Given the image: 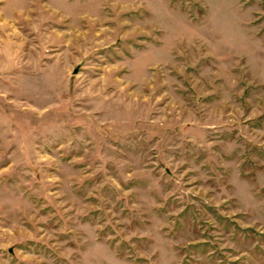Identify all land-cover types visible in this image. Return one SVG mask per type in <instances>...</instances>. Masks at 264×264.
Returning <instances> with one entry per match:
<instances>
[{"label":"rangeland","instance_id":"1","mask_svg":"<svg viewBox=\"0 0 264 264\" xmlns=\"http://www.w3.org/2000/svg\"><path fill=\"white\" fill-rule=\"evenodd\" d=\"M0 264H264V0H0Z\"/></svg>","mask_w":264,"mask_h":264},{"label":"water","instance_id":"2","mask_svg":"<svg viewBox=\"0 0 264 264\" xmlns=\"http://www.w3.org/2000/svg\"><path fill=\"white\" fill-rule=\"evenodd\" d=\"M72 73H73V74L76 73V69H74Z\"/></svg>","mask_w":264,"mask_h":264}]
</instances>
